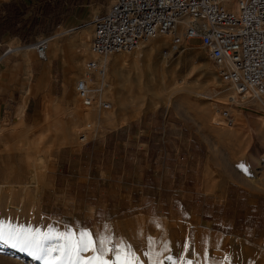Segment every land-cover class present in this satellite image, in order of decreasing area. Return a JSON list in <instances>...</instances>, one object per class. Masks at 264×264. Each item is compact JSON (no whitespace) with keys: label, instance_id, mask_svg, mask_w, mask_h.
I'll list each match as a JSON object with an SVG mask.
<instances>
[{"label":"rangeland","instance_id":"obj_1","mask_svg":"<svg viewBox=\"0 0 264 264\" xmlns=\"http://www.w3.org/2000/svg\"><path fill=\"white\" fill-rule=\"evenodd\" d=\"M44 1L58 4L59 21L53 29L34 30L27 41L8 33L0 38L16 36L20 44L28 47L41 35L64 31L56 41L74 36L70 50L73 58L78 46L76 37L81 34L85 41L77 60L68 57L70 63L65 75L71 81L70 86L63 89L60 85L50 91L43 85L28 90L38 93L35 98L40 107L38 116L24 122L16 115L0 125V225L6 231L31 229L50 234L53 239L45 243L51 248L57 246L55 237L66 232L78 234L87 230L94 239L99 234L106 251L115 245V251H107L104 257L107 264H116L126 255L133 264H264L261 251L250 243L200 232L193 222L171 216L123 211L124 215L117 219H99L94 224L78 204L74 209L65 203L57 208H40L45 170L60 169V162L55 165L52 157L57 146L80 144L81 132L88 139L154 109H170L197 132L203 144L199 170L203 172L206 187L225 188L235 182L264 187V99L251 98L236 105L232 111L237 124L233 127L218 124L216 108L227 103L232 90L219 80L217 67L205 46L183 41L176 51L164 53L169 37L158 35L142 40L131 51L112 54L104 75L108 86L101 96L109 102L108 108L101 111L85 108L77 99L73 85L84 59L91 56L90 15L101 12L107 0H32L25 2L29 4L27 14ZM72 26L73 29L65 31ZM27 53L28 57H35L33 48ZM110 190L115 191L114 183ZM142 228L155 240L147 247L141 246ZM56 255L39 259L24 245L0 240V264H46ZM93 255L91 251L83 252L81 258ZM168 256L172 261L166 259Z\"/></svg>","mask_w":264,"mask_h":264},{"label":"crops","instance_id":"obj_2","mask_svg":"<svg viewBox=\"0 0 264 264\" xmlns=\"http://www.w3.org/2000/svg\"><path fill=\"white\" fill-rule=\"evenodd\" d=\"M54 36L45 59L28 57L29 48L16 36L0 38V54L4 53L0 58V125L16 115L24 122L38 116V93L28 90L70 86L65 75L68 64L82 55L84 42L81 34L76 37L73 58L74 36L57 41ZM202 146L197 132L168 108L143 113L86 142L61 144L52 152L60 169H46L43 174L40 208L65 203L74 209L78 204L94 224L99 219H117L125 211L171 216L193 222L200 232L250 243L264 256V187L237 182L225 188L206 187L199 170ZM112 183L115 191L110 190Z\"/></svg>","mask_w":264,"mask_h":264},{"label":"built area","instance_id":"obj_3","mask_svg":"<svg viewBox=\"0 0 264 264\" xmlns=\"http://www.w3.org/2000/svg\"><path fill=\"white\" fill-rule=\"evenodd\" d=\"M89 22L91 56L84 59L73 85L82 106L108 108L109 102L90 87L95 80L105 84L109 56L131 51L142 40L158 35L169 37L164 53L194 39L207 48L219 80L232 90L227 103L216 108L218 124L233 127L236 105L251 98L264 99V0H107ZM55 33L31 42L38 59L46 58L47 42ZM78 139L88 140L84 133Z\"/></svg>","mask_w":264,"mask_h":264},{"label":"snow or ice","instance_id":"obj_4","mask_svg":"<svg viewBox=\"0 0 264 264\" xmlns=\"http://www.w3.org/2000/svg\"><path fill=\"white\" fill-rule=\"evenodd\" d=\"M5 239L15 241L32 249L39 259L57 254L54 260L50 259L46 264H107L104 259L107 251H115V245H113L112 249L106 251L103 242L99 239V234H96L94 239L93 234L87 230L78 234L66 232L62 236H56L57 246L51 248L47 247L45 243L53 239L50 234H42L39 230L31 229H10L6 231L4 226L0 225V240ZM89 251L94 254L93 257L82 260L81 253ZM166 259L172 261L171 256L166 257ZM116 264H133V261L129 260L126 255L125 259L117 261Z\"/></svg>","mask_w":264,"mask_h":264},{"label":"trees","instance_id":"obj_5","mask_svg":"<svg viewBox=\"0 0 264 264\" xmlns=\"http://www.w3.org/2000/svg\"><path fill=\"white\" fill-rule=\"evenodd\" d=\"M57 5L44 1L39 8L27 14L29 4L26 5L24 1L1 2L0 36L8 33L27 41L34 30L49 32L59 21Z\"/></svg>","mask_w":264,"mask_h":264},{"label":"bare ground","instance_id":"obj_6","mask_svg":"<svg viewBox=\"0 0 264 264\" xmlns=\"http://www.w3.org/2000/svg\"><path fill=\"white\" fill-rule=\"evenodd\" d=\"M57 35H55L54 36V38L56 37ZM53 38H49V40H48V42H47V49H46V56H47V50H48V54L50 53V51H51V49H52V46H53ZM85 40H84V38L82 37V42H84ZM27 48H32V46H28ZM10 50V49H9ZM94 84H93V86H91L90 87V89L91 90H93V91H95L94 93L95 94H97L98 96H102V90H106V88H107V86H108V84L107 83H105V84H101L100 85V82L99 81H97V80H95L94 82H93ZM227 88H230V87H227ZM226 88V89H227ZM230 94V93H229ZM77 99L79 100V98L77 97ZM80 101V100H79ZM263 101V100H262ZM81 103V102H80ZM264 104V103H263ZM83 107H85V108H91V107H93L95 110H97V111H101L102 109H98L97 108V106H95V105H93V104H91L90 106H83ZM81 133H84L85 134V138H86V133L85 132H81ZM164 227V226H163ZM146 228V227H145ZM145 228L142 230V233H141V237H140V240H141V246L142 247H147V246H149L151 243H152V241H155V240H152L149 236H147L148 234H145L146 233V230H145ZM141 232V231H140ZM164 237V236H163ZM163 237H162V239H163ZM167 237V236H166ZM154 238H156V237H154ZM158 239V238H157ZM116 245H118L117 243H116ZM179 257V256H178ZM177 257V258H178ZM181 257V256H180ZM183 257V256H182ZM216 257H218V255H216ZM165 263H167V262H165Z\"/></svg>","mask_w":264,"mask_h":264}]
</instances>
